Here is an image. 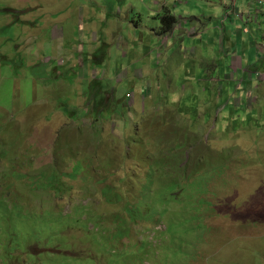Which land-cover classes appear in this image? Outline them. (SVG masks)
<instances>
[{
	"label": "rangeland",
	"instance_id": "374dc122",
	"mask_svg": "<svg viewBox=\"0 0 264 264\" xmlns=\"http://www.w3.org/2000/svg\"><path fill=\"white\" fill-rule=\"evenodd\" d=\"M262 9L253 0H0V223L11 202L25 215L12 222L13 256L2 227L0 264L119 255L118 264H264ZM181 156L192 159L188 181ZM155 157L167 167L151 171ZM174 177L187 183L181 206L152 212L144 186L151 179L160 196ZM203 179L211 206L195 210L191 184ZM51 180L62 189L30 188ZM198 216L205 227L194 233L200 222H187ZM41 220L66 230L51 226V240L30 245ZM182 223L189 244L166 236L159 252L166 229Z\"/></svg>",
	"mask_w": 264,
	"mask_h": 264
},
{
	"label": "trees",
	"instance_id": "16d2710c",
	"mask_svg": "<svg viewBox=\"0 0 264 264\" xmlns=\"http://www.w3.org/2000/svg\"><path fill=\"white\" fill-rule=\"evenodd\" d=\"M263 48H264V46L260 47V49H263ZM101 99H103V98H101ZM100 100H96L94 108L92 109V112H93L92 114L95 117V119L97 118V115L99 116V118H101L102 108L103 107L102 108H98V106H97L98 102ZM87 113H88V110H87ZM187 143H188V141L186 140L185 143L182 142V143H178V144L179 145H183L184 144L185 147H182V148H185L186 150H188L186 148V146L188 145ZM175 146H176V149H177V144ZM2 154H4V153H2ZM4 156H6V155L4 154ZM179 159L180 160L175 162L176 168L179 169V171H180L179 174H183L185 172L184 176H185V179L188 181L190 179V176L186 175V173L188 172V168H187V164L188 163L187 162L191 161L192 159L186 160L182 156L179 157ZM153 161H154V163H153V165H151L152 166L151 171L153 170V171L157 172V171H159V167H160V169H163V167H167V163L163 159H157V157H155L153 159ZM183 162H185V163L183 164ZM153 166L156 167V168H154ZM76 170L82 171L81 169H77L76 166L73 167V172H75ZM17 174H18L17 178L20 179V180H24V179H27L29 177V174H21L19 172H17ZM38 174H40V173H38ZM35 176H38V175H35ZM35 176H31V177H35ZM61 177H64V175H62ZM180 177H182V176H180ZM180 177H178L177 179L175 177L172 178L171 179L172 183L169 184V185L164 186V189H165L164 193H162V195H160V196H157V193H156L157 190L155 191L154 195L152 196V194L154 192V189L152 188V186H153L154 183L150 179L149 180L150 182H148L147 185L144 186V188H143L142 197H144L143 201H144L145 205H149L150 206V210H152V212H154L155 210H160V209L164 210L165 212L171 211L169 209V204L170 203L180 204V206H181L182 199H183L184 195L187 193L186 192V190H187L186 189L187 188L186 184L187 183L186 184H182V182L179 180ZM199 177H201V176L199 175L198 178ZM11 178L15 179L14 176H11ZM207 183L208 182L205 179H203L201 183L194 182V183L191 184V187L195 188V192H196L197 196L200 198V199L198 198L197 204L195 206V210L197 208H199L200 206H207L208 208H210V206H211L210 202H207V201H205V199L201 198V196L205 195L206 192H207V190H206V184ZM62 186H63V184H62L61 181L55 182L54 180H51V181L44 182V183L43 182H41V183L38 182L37 184H32V186H30V188H31V190L33 192H40V191H47V190H50V191L51 190H56L57 191V190H61ZM3 199L4 198H2L1 200H3ZM1 200H0V206L1 207H8V204L3 202V201H1ZM160 207H162V208H160ZM9 208L11 210V214H7L9 216V218L3 219V226L0 223V232H2L1 231L2 227L6 228V229H9L10 232L8 233V236L6 237V240L2 244V246H5L4 250H7V249L11 248V250L9 249L10 253H8V255H12L13 256L12 252H15L14 251V243L11 242V241H12V238H13V234L17 233L18 231L14 230V227L12 226L13 225L12 222L14 220H19L20 221L21 219H23L25 217V215H24L23 206L20 205L18 202H11L10 205H9ZM1 216H6V215H0V217ZM38 221L39 220H33L30 223H37ZM41 221H42V228L40 230L41 234H39V229L37 227L35 229V231L33 232V234L30 235V237H32V238H29V240H27L30 243V245H32L35 242V238H34L35 236L39 237L40 240H47V241L51 240L53 238V236L48 238V237H46V234H44V231L47 228L51 227V226H53V230H52L53 232H55V231L58 232L60 230L58 233H62V232H64L66 230L65 228L60 227V226L58 228L56 226V223H54V224L53 223H49V222L45 223L43 220H41ZM198 221L200 222L199 223L200 226H198L197 228H193L191 230L194 233L199 231V230H203L204 227H205L203 224H201L199 216L197 218H191V220L189 222H187V223H189L190 226H192L191 222H195V225H197ZM186 228H188L186 226V223H182V224H179V225H172L171 224L166 229V232L164 233V235H162L163 244L161 246H159L158 251L161 252V250H163V248H162L163 245H167V238H171L173 240L179 239L182 244H186V243L189 244L188 241L184 240V237L188 235V233L186 231ZM166 236H167V238H166ZM69 248H71V247H69ZM19 249L21 250V246L19 247ZM24 251H26V252L22 253V255L27 254L29 252V249H26ZM158 251H157V253H158ZM142 252L147 254L148 253L147 252V248L142 250ZM4 254L5 253L1 254L2 255V259L5 258ZM48 254H49V257H53L54 258V254H51V252L48 253ZM151 258H156V256L155 257L152 256ZM119 259H125L126 260V258L121 256V255H119L118 260ZM8 260H9V263L13 261L12 258H10ZM118 260H113L112 264H118ZM17 261L19 262V260H17ZM23 262L24 261H22V263ZM30 264H56V259L54 258V259L50 260L49 262H47V260H37V262H35V261L32 262L30 260Z\"/></svg>",
	"mask_w": 264,
	"mask_h": 264
},
{
	"label": "crops",
	"instance_id": "0c3cea01",
	"mask_svg": "<svg viewBox=\"0 0 264 264\" xmlns=\"http://www.w3.org/2000/svg\"><path fill=\"white\" fill-rule=\"evenodd\" d=\"M263 11H262V14H264V9H262ZM115 36H116V34H114L110 39H109V42L110 41H113L114 40V38H115ZM104 43V42H103ZM105 45H107V40L105 41V43H104ZM124 55H126V53H124ZM135 93H132V96L131 97H129V98H127V96H126V102L128 103L129 101H130V104H134V101H133V98L135 97V95H134ZM127 103H126V107H127Z\"/></svg>",
	"mask_w": 264,
	"mask_h": 264
},
{
	"label": "clouds",
	"instance_id": "9594fccd",
	"mask_svg": "<svg viewBox=\"0 0 264 264\" xmlns=\"http://www.w3.org/2000/svg\"><path fill=\"white\" fill-rule=\"evenodd\" d=\"M255 3H256V5L259 7V8H263L264 9V5H262V4H258L257 3V1L256 0H253ZM264 1V0H263ZM130 96L127 94V98H129ZM84 170V169H83Z\"/></svg>",
	"mask_w": 264,
	"mask_h": 264
},
{
	"label": "built area",
	"instance_id": "2783aa9c",
	"mask_svg": "<svg viewBox=\"0 0 264 264\" xmlns=\"http://www.w3.org/2000/svg\"><path fill=\"white\" fill-rule=\"evenodd\" d=\"M258 4H262L264 5V1L263 0H256Z\"/></svg>",
	"mask_w": 264,
	"mask_h": 264
}]
</instances>
